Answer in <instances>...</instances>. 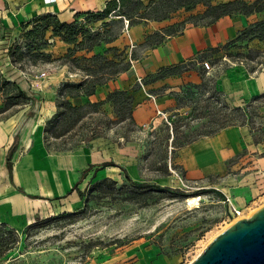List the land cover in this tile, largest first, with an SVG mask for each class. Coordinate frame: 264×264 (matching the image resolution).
Returning a JSON list of instances; mask_svg holds the SVG:
<instances>
[{
    "label": "rangeland",
    "instance_id": "rangeland-1",
    "mask_svg": "<svg viewBox=\"0 0 264 264\" xmlns=\"http://www.w3.org/2000/svg\"><path fill=\"white\" fill-rule=\"evenodd\" d=\"M0 1L4 3L0 7V71L6 79L19 87L21 84L27 96L35 101L10 109L0 115V119L17 118L19 123L26 118L34 119L43 144L50 151L66 154L86 148L101 156L98 164L116 165L97 172L95 180L109 178L121 184L125 171L134 182L177 190L174 198H168V193L162 196L154 193L146 206L122 202L111 204L105 200L90 202L84 218L77 221L59 217L83 209V201L78 199L70 212L63 211V202L64 205L59 204L60 209L36 217L24 228L15 230L2 226L3 237L7 236V230L12 231V235L8 236L11 250L0 256V264H105L115 253L131 246L154 248L166 256L177 255L181 257L180 264H189L225 228L247 219L264 206V197H256L244 207L243 217L233 221L228 219L227 210L232 204L227 198L231 201L234 196H224L221 192L222 188L245 186L243 181L232 184L225 181L228 178L238 180L242 172L248 171L245 169L252 162L251 156L260 155V146L264 145H254L249 128L229 126L226 121L233 107H241L264 93L263 42L254 41L252 46L238 42L222 49L207 59L211 66L208 72L201 66L193 67L198 83L184 84L169 94L163 89L154 91L152 94L156 99L171 96L174 104L150 124L136 125L132 107L114 114L112 106L111 116L101 109L95 112L89 108L79 114V119L67 133L55 139L49 133L44 135L43 129L62 101L63 85L84 81L86 69L94 71L90 77L94 81L107 82L114 78L108 76L110 73L127 65L128 70L131 68L130 53L140 51L141 47L132 48L128 44L127 35L122 31L126 19L119 21L117 18L107 27L102 23L108 20L86 25L91 33L100 32L103 39L116 36L109 45L102 43L88 53L51 38L49 32L43 41L31 40L23 36V26L39 16L32 15V9L36 13L39 8L32 0ZM203 10L202 6H197L191 11L201 13ZM98 11L101 10H95ZM190 16L183 9L172 13L170 18L177 19L174 30H179L180 23L189 21ZM83 20L84 17L79 20L82 25ZM16 47L19 50L12 51L16 60L13 64L7 55L10 48ZM69 50H72L71 56L66 57ZM251 50L260 54L254 55L249 52ZM40 51L49 58L34 60L33 55ZM95 55L99 58L89 60ZM149 81L141 79L142 84ZM136 85L141 88L137 82ZM70 101L72 105H79L78 101ZM261 104L256 122L264 130V103ZM180 105L183 107L177 109ZM76 117L74 115L72 119ZM170 123L176 125L174 131ZM221 126L223 129L218 133L227 132L239 145L240 152L225 164L223 173H210L198 180L187 178L182 168L181 152L201 138L215 136L217 133L205 135ZM187 142L190 145H185ZM92 172L77 187L79 191L84 190ZM195 197L199 199L198 204L189 206L188 200ZM36 219H39L37 224Z\"/></svg>",
    "mask_w": 264,
    "mask_h": 264
},
{
    "label": "crops",
    "instance_id": "crops-1",
    "mask_svg": "<svg viewBox=\"0 0 264 264\" xmlns=\"http://www.w3.org/2000/svg\"><path fill=\"white\" fill-rule=\"evenodd\" d=\"M107 1L109 0H32L39 8L36 13L33 8L32 15L55 14L61 22L70 23L75 13L102 10ZM3 4L0 1V7ZM186 13L192 16L201 14L192 11ZM263 20L264 12L247 17L225 16L212 23L208 21L187 23L180 32L172 35H164V32L175 25L177 19L145 21L130 27L126 36L128 44L132 48L141 47L140 51L130 53V58L132 53L134 56L130 59L131 68L98 86L93 95L74 100L78 101L79 105L103 103L100 106L101 111L111 116L112 105L105 102L107 96L115 91H127L133 98L132 116L135 124L140 127L150 124L158 114H162L163 110L174 104L171 96L156 99L152 94L154 91L163 89L169 94L184 84L198 83L199 78L193 67L201 66L202 61L219 53L228 43L235 40L242 30ZM152 34L164 36L161 44L156 46L145 44L146 38ZM254 41L242 43L252 46ZM175 67L182 71L156 79L161 70ZM137 79L150 81L138 88ZM21 86L20 84V88ZM49 110L53 108L49 107ZM35 123L34 119L28 118L21 123L17 118L0 119V227L15 230L24 228L36 217L60 209V203L63 205L65 203L63 211L70 212L75 208L79 198L75 192L67 193L88 165H96L101 160L98 153L86 148L66 154L50 151L44 146ZM15 138H18V143L12 155L9 175L6 155ZM260 147L261 154L251 156L252 162L245 169L248 171L242 172L238 180L228 178L225 181L226 184L243 181L245 186L236 189L222 188L224 196H234L230 202L235 209L244 210L251 200L264 197V145ZM240 150L239 145H236L227 132L201 138L181 152L185 176L191 180H198L210 173H223L226 169L225 164ZM180 263V256H166L159 254L154 248L137 249L131 246L115 253L105 264Z\"/></svg>",
    "mask_w": 264,
    "mask_h": 264
},
{
    "label": "trees",
    "instance_id": "trees-1",
    "mask_svg": "<svg viewBox=\"0 0 264 264\" xmlns=\"http://www.w3.org/2000/svg\"><path fill=\"white\" fill-rule=\"evenodd\" d=\"M197 6L204 8L203 12L199 15L190 16L189 21L184 20L180 23L181 28L174 30V25L167 28L164 35L176 34L180 32L187 23L195 24L198 21H208L210 23L218 20L221 17L229 16H250L255 13L264 12V0H109L105 3L104 8L101 11L93 12H78L73 16V21L70 23L61 22L55 14H42L37 16L33 21L27 22L23 26V36L31 40L43 41L46 33H51V38L58 39L67 45H75L78 51L90 52L96 46L100 44H110L116 36L110 40L103 39L100 32L91 33L89 29L85 28L86 25H94L101 21L103 27H107L110 23L117 18L119 21L126 19L128 26H136L141 22L155 21L161 22L170 19V15L178 10L191 11ZM81 17H84L83 25L80 23ZM196 21V22H192ZM31 26L30 29H28ZM164 36L159 34H152L146 38L145 44L159 45L163 41ZM257 40L264 43V21L250 25L246 29L242 30L237 38L228 43L224 48L231 45H235L238 42L249 43ZM45 41L40 45L41 49L44 48ZM247 46V45H245ZM19 48H10L7 57L11 63H15L13 59L12 51H18ZM254 55H259V51H249ZM72 50H69L66 57L71 56ZM21 57V56H20ZM133 53L131 59H133ZM49 56L45 55L43 51L35 53L33 55L34 60L48 59ZM98 56H93L89 60L95 61ZM76 60V59H74ZM129 66L127 65L120 71L110 73L108 76L116 77L120 73L127 71ZM182 71L180 68H169L161 70L157 78H163L165 76L174 75ZM94 71L91 69L85 70L87 78L78 83L63 85L64 95H62V101L57 106L55 114L45 123L43 129L44 135L50 134L52 138H59L67 133L75 122L79 119V114L89 108H92L95 112L100 109L103 103L98 104H84V105H72L70 100H74L80 97H88L95 93L98 86H102L105 81H94L90 77H93ZM106 75H103V77ZM198 86V88H200ZM217 95V94H216ZM214 97V95L212 96ZM34 103V99H30L27 94L18 86L14 81H10L4 77L0 71V115L9 111L12 108L26 105L28 102ZM132 96L127 91H115L107 96L105 102L111 103L114 109V114H120L123 111L130 110L132 107ZM264 103V93L259 94L249 101H246L241 107H233L227 114L226 121L229 126H245L249 128L250 132L254 136V143L259 144L264 142V130L261 129V125H258L256 118L258 117L259 108ZM218 103V102H216ZM183 106H178L177 109ZM74 115H77L76 119H72ZM172 130L176 129V125L170 123ZM223 126L218 127L216 130L207 133L205 136H212L218 133ZM257 132V135L255 134ZM258 137V138H257ZM174 141V139H173ZM18 138L14 139L13 144L9 148L6 155V168L9 175H11L12 168V155L16 150ZM187 142L185 145H190ZM116 166L113 163L104 162L102 164L88 165L84 169L73 185L71 190L67 194L77 192L78 198L83 201V209L73 213H63L59 218L71 219L77 221L84 218L86 210L89 208V203L94 201H109L111 204L116 202L139 204L146 206L148 200L151 199L154 193L160 196L168 193V198H174L177 190H171L168 187H160L159 185L150 183H137L129 179L126 172H123L124 181L119 184L109 178L102 180H95L96 173L106 167ZM85 188L83 191H79L77 187L86 179L87 175L91 172ZM39 222L36 219L35 224ZM2 227V226H1ZM0 227V256L9 252L11 247L9 246L11 240L8 236L12 235V231L7 230V236L3 237L4 229ZM6 228V227H5ZM6 230V229H5Z\"/></svg>",
    "mask_w": 264,
    "mask_h": 264
},
{
    "label": "water",
    "instance_id": "water-1",
    "mask_svg": "<svg viewBox=\"0 0 264 264\" xmlns=\"http://www.w3.org/2000/svg\"><path fill=\"white\" fill-rule=\"evenodd\" d=\"M189 264H264V206L225 228Z\"/></svg>",
    "mask_w": 264,
    "mask_h": 264
},
{
    "label": "built area",
    "instance_id": "built-area-1",
    "mask_svg": "<svg viewBox=\"0 0 264 264\" xmlns=\"http://www.w3.org/2000/svg\"><path fill=\"white\" fill-rule=\"evenodd\" d=\"M118 1V0H115ZM123 33L126 34L128 36V21H124V28H123ZM132 47V46H131ZM201 67L206 70L207 72L211 69V66L209 64V62L207 60H204L201 62ZM45 74L42 73V76H44ZM137 83L142 87V83H141V79H137ZM227 202L230 203V200L227 198ZM228 211V219L231 220H239L241 219V217H243V211L244 210H238L235 209L232 205L230 207V209L227 210Z\"/></svg>",
    "mask_w": 264,
    "mask_h": 264
},
{
    "label": "bare ground",
    "instance_id": "bare-ground-1",
    "mask_svg": "<svg viewBox=\"0 0 264 264\" xmlns=\"http://www.w3.org/2000/svg\"><path fill=\"white\" fill-rule=\"evenodd\" d=\"M199 201V199H197L196 197L195 198H191L188 200V205L189 206H192V205H196L198 204L197 202Z\"/></svg>",
    "mask_w": 264,
    "mask_h": 264
}]
</instances>
